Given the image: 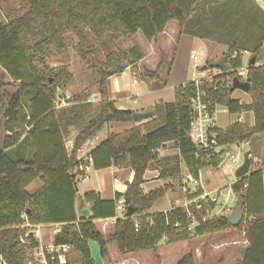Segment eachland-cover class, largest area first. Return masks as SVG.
Returning a JSON list of instances; mask_svg holds the SVG:
<instances>
[{
  "label": "trees",
  "instance_id": "trees-1",
  "mask_svg": "<svg viewBox=\"0 0 264 264\" xmlns=\"http://www.w3.org/2000/svg\"><path fill=\"white\" fill-rule=\"evenodd\" d=\"M197 2L23 0L21 8L7 14L5 24L0 22V67L11 79L10 82L0 80V247L9 264H25L27 249L38 245L32 235L26 242L20 240L25 230L14 225L22 222V212L30 222L63 223L54 237V243L71 244L79 254V264H95L90 253V241L98 242L101 257L104 258L110 243H114L122 253L155 251L157 243L164 238L174 243L188 240L192 235L229 229L244 231L243 238L247 243L237 264H264V166L257 165L252 158L250 171L230 183L233 193L241 194L243 204L244 216L237 226L228 223V216H211L204 221L199 220L192 233L188 229L187 212L182 206L145 214L155 201L165 195L170 187L168 183L148 192L141 189L145 170L158 157L159 148L167 141H172L177 147L195 179L202 168L219 164L222 152L212 153L209 149H200L188 135L191 119L188 102L197 89L204 90L213 104L224 106L230 113L245 110L253 113L254 122L251 126L240 121L223 129L215 126L213 131L219 145L241 143L262 134L264 136V64H257L261 53L260 43L251 53L250 58H254V62L246 67L250 81L247 92L250 104L232 98L235 89L225 79L236 76V70L242 66L240 54H232L236 47L234 43L226 53L228 70L224 72L218 69L221 70L218 75L211 80L201 79L199 85L191 80L175 87L173 100L160 105L162 118L154 127L137 125L125 132L119 145L117 141L120 138L111 134L89 152V163L94 169L108 167L126 155L133 177L126 183L124 193L116 192L113 199H101L94 191L85 192L83 195L86 202L91 203L92 216L78 217L75 208L71 209V200L76 198L77 192L75 172L72 174V171L80 164L76 157L78 148L107 122H135L134 111L118 108L110 98L109 77L122 73L127 64L140 61L144 53L138 45H134L126 54L114 52L105 43V34L133 35L139 31L146 40L156 45L158 35L168 22L176 21L182 27L193 20L192 15L199 11ZM67 31H72L78 37V50L81 52L89 48L87 32H90L103 47L105 57L97 81L100 110L79 128L69 154L54 112V100L57 89L70 80L71 73L65 66L57 71L41 72L33 63V49L41 51L52 44L62 48L63 34ZM81 58L85 61L83 54ZM164 60L165 55L161 52L155 70L144 71L149 81L158 77L157 72ZM217 80L224 81L214 88ZM11 88L15 90L11 91ZM26 97H29L27 111L22 115L20 110ZM149 110L154 111L151 118L156 119V108L146 111ZM20 119L25 120L28 127L23 139L20 131L12 130ZM4 130L10 132L1 137ZM27 140L30 154H20L19 148H26L23 144ZM39 178L43 182L39 190L29 192L25 189ZM48 192L57 198L58 206L64 205L67 197V212L64 209L58 212L45 211L44 206L49 202L45 199ZM121 197L129 214L116 218L113 231L104 236L94 219L114 217L115 202ZM213 206V202L208 204L210 209ZM202 209L195 211L199 213ZM174 264H196L195 254L187 252Z\"/></svg>",
  "mask_w": 264,
  "mask_h": 264
},
{
  "label": "rangeland",
  "instance_id": "rangeland-1",
  "mask_svg": "<svg viewBox=\"0 0 264 264\" xmlns=\"http://www.w3.org/2000/svg\"><path fill=\"white\" fill-rule=\"evenodd\" d=\"M259 4L257 0H198L196 7L199 8V11L192 15L193 20L182 27L176 21L168 22L164 31L158 35L156 45L153 41L146 40L139 31L133 35L106 33L104 40L112 51L126 54L134 45H138L144 53V57L140 61L131 64L126 63L125 68L130 78L132 77L131 79L138 83V87L134 85L128 91L131 95H135L137 92V95L133 97L136 101H133L132 96L128 99V107H138L150 99H157L153 104L157 110L156 119L154 117L141 119L138 120L139 124L148 120H157L156 123L151 124L155 125L159 119L161 121L160 105L170 98L173 100L174 88L188 82L183 80L194 78L193 72L204 71L205 76L203 78L219 72L220 70L217 68L210 67L209 62H216L223 56H227V50L234 43L236 47L232 54L235 52L240 54L242 60L240 68L248 66L252 50L258 43L261 44V53L257 64H264V9ZM21 6H23V0H0V22L5 24L7 14L21 8ZM87 36L90 45L88 50L83 52L78 50L79 40L72 31L63 34L62 48L52 44L41 51L33 49V63L39 71H57L60 67L65 66L71 73L70 80L63 87L57 89L54 107L62 106L59 108L60 110H63L64 107L65 109H72L81 117V120L91 117L98 110L100 101L97 102V99H100V96L97 81L101 63L105 58L103 47L98 40L90 32H87ZM199 40L205 43L212 52L207 54L205 48L200 46ZM30 43L32 44V41ZM161 52L165 55L163 65L157 72L158 77L149 81L145 77L144 71L155 70L161 59ZM81 54L85 56V61L81 58ZM225 63L229 65L228 57ZM202 65H207L208 68L200 71ZM195 77H199V74ZM232 78H225L230 85ZM0 80L11 81L9 75L1 67ZM140 85L158 88L160 91L147 95L143 91L141 92ZM10 90L14 91L15 89L11 88ZM238 92L241 95L239 99L244 102L247 94L245 95L238 89L234 90L232 97L235 98ZM28 98L26 97L20 110L22 115L26 114ZM233 117L236 115L229 113L224 106L216 105V118L219 125L227 124ZM119 124L124 123L120 122ZM25 128V120L20 119L12 130L23 133ZM5 132L7 130L1 132V137ZM168 148L171 149V153L162 159L166 161L151 162L150 166L158 168V171L161 169L162 177L168 179L170 176L168 184L172 187L173 201L176 205L183 206V203L191 198L192 193H189L190 189H187L189 183L184 182L185 173L183 174L180 166L179 154H173V149L176 148L174 143L170 142ZM260 148V142H256V145L254 142L250 144L247 141L229 144L222 150L219 161L222 163L221 169H228V172L234 173L242 163L246 151H250V158L258 160ZM230 154L237 157L238 162L236 164H231L228 161L227 156ZM214 170L213 166L202 168L201 174L205 184L206 181L207 184L211 183L210 177ZM161 171L159 172L161 173ZM103 172H92L86 184L79 180L75 183V187L81 192L85 186H98L99 182L103 181ZM191 181L188 182L191 183ZM192 183L195 184L193 181ZM230 183L231 181H229ZM196 185L199 187V183ZM196 185L195 187L198 188ZM218 189H220L218 194L220 203L215 202L214 206L209 209V217L228 216L235 202L236 195L232 193V189L230 190L228 186H220ZM215 191L213 190L214 194ZM225 201L231 205L230 208L224 205ZM166 203H168L167 196L156 201L158 205H167ZM108 225L110 227L108 226L106 233H103L104 236L113 231V223H108ZM53 229L47 230V234L43 232L40 235L41 243H49L45 236L53 233ZM191 231L193 233V229ZM243 234L241 230L229 229L206 235H192L188 240L174 243L161 240L155 251L150 249L128 253L119 252L116 245L110 243L107 245V255L102 259L103 264H174L183 254L193 252L196 264H237L242 256L237 247L241 248L243 244ZM234 241L238 243H232ZM28 249L24 260L25 264H38L33 258V251H28ZM70 258L71 261L79 263V254L73 249Z\"/></svg>",
  "mask_w": 264,
  "mask_h": 264
},
{
  "label": "crops",
  "instance_id": "crops-1",
  "mask_svg": "<svg viewBox=\"0 0 264 264\" xmlns=\"http://www.w3.org/2000/svg\"><path fill=\"white\" fill-rule=\"evenodd\" d=\"M199 42H200V46L205 48L207 54H208V52H212L211 49L207 48L205 43H203L200 40H199ZM198 63H197V65H198ZM200 71H202L201 67H200ZM197 74H199V77H195ZM192 75L194 76V78H191L189 80L185 79L183 81H191L194 79H201L205 76V73H204V71H202L200 73L193 72ZM131 78L128 75L126 70H124L122 73H119V74H112L109 77L110 98L114 100L115 105L118 108L129 109V110H132L134 112H138V111L143 112V111H146V110L154 107L153 104H154L155 100H157V99H153V100L150 99L148 102L142 103L138 107H134V108L127 106L128 99L131 96L133 98L134 96L137 95V92L135 95H131L130 93H128V91L134 85L135 86L138 85V83L134 82ZM139 89H141V92L143 91V93H146L147 95L152 94L153 92L159 90L158 88H149V87H146L145 85L144 86L140 85ZM238 91H242V90L238 89ZM242 92H244V91H242ZM244 93H245V95L247 94V97H248V98L247 97L245 98V96H242V98L246 99L244 102H242L241 99H239L241 97L239 92L237 93V95L234 99H238L241 103L248 105V104H250L251 99H250V96L247 92H244ZM159 99H161V98H159ZM88 101H91V100H88ZM98 101H100V99H97V102ZM133 101H136V99L133 98ZM168 101H172V98H170L169 100H165L164 102H168ZM60 107H62V106H60ZM60 107H58V108L54 107V112H55L57 119L59 121L60 130H61V134H62V137L64 140V145H65L66 151L69 154L72 147H73L74 137L76 136L79 128L86 121H88L89 119L94 117L99 112L100 102H99L98 110H96L95 114L92 115L91 117H89L87 119H83V120H81V117H79V115L76 112H74L72 109L69 110V109H65V107H64L63 110H60L59 109ZM231 114H235L236 117H233L231 121H229L227 124H225L223 126L218 124L217 118H216V127L223 129V128L227 127L229 124L236 122V121H240V122H242L248 126L253 125L254 116H253V113L251 110H245V111L231 113ZM215 117H216V110H215ZM148 121H152V120H148ZM148 121L142 122V124H145V127L152 128V127H154V125H151V124L156 123L157 120L155 122H148ZM119 123L114 122V121L105 123L98 131H96L91 136H89L81 144V146L77 150V155H76V157L80 161L81 165H85V164L89 163V152L93 148H95L99 143H101L102 141L107 139L109 135H111V134L117 135L118 138H120L117 141V144L119 145L122 141L121 139L123 138V135L125 134V132L129 131L130 129L136 127L139 124L138 121L123 122L124 124H119ZM27 129H28V127H26L25 131L22 133L21 139L24 138ZM5 133H8V131ZM5 133L2 136H4ZM143 133H145L144 129H143ZM170 142H172V141L165 142L164 145L161 148H159L158 157L156 159L152 160L151 162L166 161V160H162V159H165V157L171 153V149L168 148ZM244 142H246V141H244ZM247 142H249L250 144H252V142H254L255 145H256V142L261 143V148H260L259 153H258V155H259L258 160H255V161H256L257 165L264 166V136L255 137L252 140H248ZM228 145H225V146L227 147ZM23 146H25L26 148L20 147L19 148L20 154L27 153L26 155H29L30 154L29 141L27 140L23 144ZM226 147H224V148H226ZM175 153H178L177 147L173 149V154H175ZM262 160H263V162H261ZM151 162L149 163L147 169L144 172V181L141 184V189L144 192H148L151 189L159 187L163 184H167L168 180L170 179V176L168 179H166L165 177H162L161 176V174H162L161 169L159 170V171H161V173H160L158 171V168H156L154 166L152 168L150 166ZM179 162H180V166L182 168L183 174L185 173L184 182L189 183V186L187 187V189H190L189 193H192L191 198H193L197 194H201L203 191L213 193V190L218 189V187H220V186L221 187L222 186H228L229 189L231 190L229 181H232L230 176H232L234 173L228 172V169H225V170L223 168L221 169L222 163H219L218 165L213 166V168H215V170H214L212 176L210 177L211 183L207 184V181H206V184H205L204 180L202 178V174H201L202 169L200 170L199 177L197 179H195L189 173V170H188L187 166L185 165L184 158L180 154H179ZM158 167L160 168V166H158ZM99 171H104L103 176H102L103 181H100L99 185L96 187H86V186L83 187L84 189L81 190V192H80L81 194H84L85 192H89V191H94V192L99 194L101 199H113L116 192L121 193V194L124 193V191L126 189V183L131 181V179L133 177V171L128 164V157L126 155L108 167H104V168H100V169H94L92 166H90L89 170L86 173L79 172L78 167H76L72 171V174H74V172H75L76 183H77V181L80 180L83 184H86L87 181H89V179H90V174L92 172H99ZM83 176H85V177H83ZM190 177H191V179H190ZM191 180L193 182H195V184L192 183ZM225 180H226V182H225ZM188 181H191V183ZM42 183L43 182H42L41 178L36 179V180L32 181L31 183H29L25 187V189L29 192H35L41 188ZM196 183H199V187L196 185ZM195 185L198 188H196ZM49 189L50 188L48 187L47 190H49ZM183 189H185V188L183 187ZM77 191L79 192L78 188H77ZM165 196L168 197V203H166L167 205H163V204L158 205V204H156V201H155L152 204L151 208L145 212V214L158 212V211H167L172 206H180V205H176L173 201L174 199H173L172 187H169V189L167 190V192L165 193V195L163 197H165ZM45 199L49 200V202L47 204H45V206H44L45 211L58 212V211H62V209H64V211L67 212V210H68V208H67L68 207L67 206V197L65 199V204L64 205L60 204L59 206H58L57 201H56L57 198L55 196H51V193L48 192V195ZM160 199H158V200H160ZM87 205L91 209V203L87 202ZM72 208H75V210H76V198L74 200H71V209ZM126 211H127L126 206L125 205L124 206L123 205L118 206V202L116 201L115 202V214L116 215L114 217L98 218V219H94V222L97 225V227L101 230L102 233H106L107 228L109 226L108 223L112 224L116 218L123 217L126 214ZM41 224H42L41 234L43 232L46 233L47 230L54 228L53 233H50L49 236L48 235L45 236L47 239V242L54 241L55 235L61 230L62 225H63V223H61V222H47V223H41ZM243 233H244V231H243ZM162 240L164 241V239H162ZM242 240H243V244L241 245V248L237 247V250L238 251L240 250L241 253H242V250L247 245L245 239L243 238ZM36 241L39 243L40 239H37ZM232 243H238V242L234 241ZM158 244L159 243H157V246H158Z\"/></svg>",
  "mask_w": 264,
  "mask_h": 264
},
{
  "label": "built area",
  "instance_id": "built-area-1",
  "mask_svg": "<svg viewBox=\"0 0 264 264\" xmlns=\"http://www.w3.org/2000/svg\"><path fill=\"white\" fill-rule=\"evenodd\" d=\"M260 4V7L264 9V0H257ZM236 54V52H235ZM234 54V55H235ZM195 57V55H193ZM221 71V70H220ZM219 72L213 73L210 76L201 79L211 80L213 76L218 75ZM236 76L245 80L247 78V68H238L236 70ZM201 79H194L196 85H199V81ZM224 80L215 81L214 88L223 83ZM189 106L191 110V119L189 123V131L188 135L192 142L198 147L202 149H209L212 153L222 152L225 145H219L216 141V133L213 131V128L216 126V117L215 110L216 104H213L210 97H207V93L204 90L197 89L195 94L192 95L189 99ZM211 153V154H212ZM222 155V154H221ZM220 155V157H221ZM228 161L231 164H236L238 159L236 156L230 154L227 156ZM90 161V159H89ZM91 166V163L85 165H79L78 171L86 173ZM210 167V166H208ZM206 168V167H205ZM200 174V171H199ZM85 177V176H83ZM191 179V177H190ZM233 181V180H232ZM231 181V182H232ZM216 193L210 192H202L201 194H197L193 198L188 199L183 203V206L187 212V216L189 218L188 229L192 230L194 226L199 223V220H206L208 218V204L210 202H218V194L220 193V189H216ZM224 194V191H222ZM224 201V200H223ZM118 206L125 205L124 199L121 197L117 200ZM193 205V208L191 206ZM206 205V207H202ZM224 205L228 208L231 207L227 201L224 202ZM203 208V209H202ZM202 209V212L197 213L195 210ZM22 222L20 224L14 225V227H18L24 229L25 232L20 237L22 242H26L29 235H32L34 239H39L41 235V223L30 222L26 214L22 212L21 214ZM72 245L67 243L56 244L54 241L49 243H38L37 246L29 248L28 251H33L34 260L37 261L38 264H79L71 261L70 255L72 251ZM26 259V258H25ZM30 260V259H29ZM0 264H9L7 258L0 247Z\"/></svg>",
  "mask_w": 264,
  "mask_h": 264
},
{
  "label": "water",
  "instance_id": "water-1",
  "mask_svg": "<svg viewBox=\"0 0 264 264\" xmlns=\"http://www.w3.org/2000/svg\"><path fill=\"white\" fill-rule=\"evenodd\" d=\"M227 59V56H223L219 61L210 63V67L221 69L222 71L228 70V65L225 63ZM254 62V58H250L249 64H252ZM207 65H202L201 70L207 69ZM231 87L234 89H240L244 92H248L250 88V81L248 78L245 80L239 79L237 76H234L232 78ZM154 111H138L133 112V119L135 121L149 118L153 115ZM263 135V134H262ZM261 135V136H262ZM250 151H246L243 156L242 163L236 168L234 174L231 177V180L239 178L243 175H246L251 168V159H250ZM77 191V188H75ZM76 213L78 217H88L92 216V211L88 207L86 199L83 194L80 192H76ZM126 214H129V212H126ZM244 211H243V204L241 201V194H237L235 198L234 205L232 206V209L228 215V223L231 226H237L243 219ZM164 241H167V238H164ZM90 253L92 256V259L95 264H103V259L100 254V247L98 242L96 241H90Z\"/></svg>",
  "mask_w": 264,
  "mask_h": 264
}]
</instances>
